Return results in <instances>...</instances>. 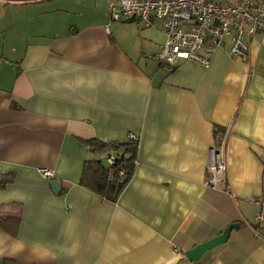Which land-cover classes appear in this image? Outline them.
<instances>
[{
  "label": "crops",
  "instance_id": "crops-1",
  "mask_svg": "<svg viewBox=\"0 0 264 264\" xmlns=\"http://www.w3.org/2000/svg\"><path fill=\"white\" fill-rule=\"evenodd\" d=\"M164 40L160 21L111 22L106 0H0V214L20 216L0 228V264H264V32L247 61L226 42L208 67L160 64ZM130 132L136 164L113 202L80 181L122 148L86 141Z\"/></svg>",
  "mask_w": 264,
  "mask_h": 264
},
{
  "label": "built area",
  "instance_id": "built-area-1",
  "mask_svg": "<svg viewBox=\"0 0 264 264\" xmlns=\"http://www.w3.org/2000/svg\"><path fill=\"white\" fill-rule=\"evenodd\" d=\"M106 6L111 22L137 20L150 27L160 21L165 40L159 46L156 59L168 68L179 61L208 67L210 56L226 42H229L230 54L247 61L250 38L264 32V0H106ZM105 30L109 32V25ZM225 139L223 135L219 145L211 150L206 182L210 188L215 189L225 182ZM127 140L138 145L139 137L130 132ZM116 157L106 156L109 167ZM113 174V168H110L109 176ZM43 175L51 176V173L44 170ZM118 177L126 178L123 169L118 171ZM256 219L261 221L264 216L259 214Z\"/></svg>",
  "mask_w": 264,
  "mask_h": 264
},
{
  "label": "trees",
  "instance_id": "trees-1",
  "mask_svg": "<svg viewBox=\"0 0 264 264\" xmlns=\"http://www.w3.org/2000/svg\"><path fill=\"white\" fill-rule=\"evenodd\" d=\"M86 144L91 148L93 153H98L107 148L121 149V153L116 157L115 163L112 166H105L101 160L93 159L84 163L80 183L100 194L110 201H116L120 193L128 183L133 174L134 158L137 150V145L132 142L127 143H104L97 140H88ZM113 168L114 174L109 176V169ZM123 169L126 174L125 179L118 177V171ZM20 216L16 214H0V228L14 233L17 227Z\"/></svg>",
  "mask_w": 264,
  "mask_h": 264
},
{
  "label": "water",
  "instance_id": "water-1",
  "mask_svg": "<svg viewBox=\"0 0 264 264\" xmlns=\"http://www.w3.org/2000/svg\"><path fill=\"white\" fill-rule=\"evenodd\" d=\"M51 185H52V187H54L56 185L59 187V184L55 181H51ZM233 227L234 226L228 227L219 236L188 250L187 252H185V256L187 257V259H189L191 261L196 260L199 257V255L201 253H203L204 251H206L207 249H209L215 245H218L222 242H225L228 239L229 233Z\"/></svg>",
  "mask_w": 264,
  "mask_h": 264
},
{
  "label": "rangeland",
  "instance_id": "rangeland-1",
  "mask_svg": "<svg viewBox=\"0 0 264 264\" xmlns=\"http://www.w3.org/2000/svg\"><path fill=\"white\" fill-rule=\"evenodd\" d=\"M102 161H103L104 163H106V160H105V159H103Z\"/></svg>",
  "mask_w": 264,
  "mask_h": 264
}]
</instances>
